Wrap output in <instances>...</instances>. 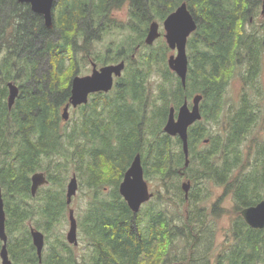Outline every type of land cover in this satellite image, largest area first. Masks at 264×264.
<instances>
[{
	"label": "trees",
	"instance_id": "1",
	"mask_svg": "<svg viewBox=\"0 0 264 264\" xmlns=\"http://www.w3.org/2000/svg\"><path fill=\"white\" fill-rule=\"evenodd\" d=\"M182 2L197 24L186 43L185 87L167 66L170 50L162 36L155 47L143 41L150 23L161 26ZM57 3L61 13L47 29L28 4L20 16L6 13L0 0V186L12 264H264V228L251 229L239 214L264 197V134L246 146L259 115L249 92L258 87L264 62L261 0ZM124 3L128 16L120 20L111 11L120 13ZM112 30L126 35L108 38ZM95 43L103 47L97 50ZM120 61L125 68L113 88L89 95L64 121L72 77L83 75L88 63ZM236 76L243 91L225 111L226 89ZM10 82L20 89L9 109ZM197 94L201 119L187 130L185 166L180 139L163 126L170 108L176 115ZM137 153L144 179L157 181L167 197L153 193L134 214L118 185ZM70 172L88 192L87 206L74 217L87 243L82 252L57 231L69 206ZM35 173L47 183L32 196ZM181 179L190 183L186 198ZM211 182L231 196L235 210L215 252L216 205L210 214L201 205L203 183ZM30 228L44 236L40 260Z\"/></svg>",
	"mask_w": 264,
	"mask_h": 264
},
{
	"label": "water",
	"instance_id": "2",
	"mask_svg": "<svg viewBox=\"0 0 264 264\" xmlns=\"http://www.w3.org/2000/svg\"><path fill=\"white\" fill-rule=\"evenodd\" d=\"M30 6V10L41 16L43 25L47 29L53 26L52 7L55 0H19ZM261 16L264 17V0H261ZM158 23L152 21L148 27V32L144 40L146 45H152L156 39L163 37L167 48L174 52L167 58V66L180 80L185 87V79L188 69V57L186 54V43L188 37L195 32L197 28L196 21L187 8L185 2H182L174 11L169 13L162 23L163 35L158 31ZM90 75L74 76L70 82V96L68 103L62 109V119L68 118L69 107H77L86 104L88 97L94 93H107L113 85L114 79L119 78L125 68V62L120 61L116 64L104 65L96 69L92 64ZM8 97L7 104L10 109L19 93L18 87L13 83L7 84ZM202 96L197 94L192 97L191 107L185 100L178 108L176 115L174 108H170L166 122L163 126V132L171 137H178L182 144V151L185 159V166L188 165V144L187 130L195 122L201 119L200 102ZM31 195L34 196L37 189L45 185L47 180L43 173H35L31 177ZM181 188L187 197L190 183L183 182ZM77 191V179L72 176L66 187V203L70 204L72 197ZM118 192L126 202L129 209L136 214L141 206L153 197L146 180L144 179L143 167L140 154L133 157L129 167L123 174V178L118 185ZM245 223L253 229L264 228V197L255 205L247 206L239 212ZM69 227L66 233V242L70 245H78L77 222L73 212L69 211ZM32 244L36 254L41 258L44 245V236L41 232L30 228ZM0 264H12L7 252V235L5 231V212L3 208L2 190L0 186Z\"/></svg>",
	"mask_w": 264,
	"mask_h": 264
},
{
	"label": "rangeland",
	"instance_id": "3",
	"mask_svg": "<svg viewBox=\"0 0 264 264\" xmlns=\"http://www.w3.org/2000/svg\"><path fill=\"white\" fill-rule=\"evenodd\" d=\"M261 6V4H260ZM260 11V7H259ZM116 17L120 20H126L127 19V13L120 12L115 13ZM260 18V17H259ZM161 27V26H160ZM162 29V28H160ZM163 32V31H162ZM125 33L122 35L120 34V31L118 30H112L107 33L108 38H116L120 41ZM126 35V34H125ZM163 39V37H162ZM157 46L156 42L152 45V47ZM103 45L100 43H95V48L98 50L102 48ZM174 52L170 51L169 55ZM168 55V56H169ZM38 61V60H37ZM39 62V61H38ZM88 70H85L84 74L82 76L90 75L92 71V64H96L95 62L88 63ZM97 65V64H96ZM97 66H104V65H97ZM258 87L256 89H253L252 92H249L251 95L254 94V103L257 106L259 110V115L257 116V122L253 126L252 133L247 136L246 139V146L251 145L252 146V137L254 135L256 136H262L264 134V62L263 67L261 69L260 78L257 80ZM251 90V89H248ZM243 91V84L242 81L238 76L234 77L226 89L225 94V102H226V109L234 105L238 102L239 96ZM253 93V94H252ZM224 111V113H225ZM73 115V112L69 113V118ZM217 132H221L220 129ZM245 151V148L243 149ZM246 152V151H245ZM74 168V166L72 167ZM72 173L70 172L69 176L66 178V186L69 183ZM147 180V179H146ZM186 179H181V183L185 182ZM148 186L150 188V191L153 193L159 192V194L162 195V197H167V194L162 191V188L159 187L157 184V181L153 179L147 180ZM84 180H81V182L77 181V191L76 194L72 197V200L67 208V213L65 216V221H62V225L58 226L57 231L61 232L64 235V239L66 241V233L68 231L69 227V211H72L74 213V217H79L84 208L87 206L88 203V192L84 189ZM204 192L207 194V198L205 201L201 202L202 207H204L205 212L207 214H210L211 209L213 205H216L215 213L216 215L212 219V227L214 229V236H213V249L214 252L217 248H219L225 240V234L228 232L229 224L232 222V219L235 214V210H233L234 204L231 199L230 195L224 194V190L221 186H218L211 183H203ZM190 190V189H189ZM163 198V199H164ZM166 200V199H165ZM164 200V201H165ZM173 206V205H172ZM219 207V208H217ZM76 215V216H75ZM76 219V218H75ZM78 235V245L76 246V252H82L85 249V243H83L80 240V234ZM210 235V234H208ZM49 242H51V239H49ZM45 254V253H44ZM212 256V255H211ZM210 256V257H211ZM209 257V258H210ZM201 259H204L203 256ZM213 258H211L212 260ZM203 261V260H202ZM202 261H200L199 264H204Z\"/></svg>",
	"mask_w": 264,
	"mask_h": 264
},
{
	"label": "flooded vegetation",
	"instance_id": "4",
	"mask_svg": "<svg viewBox=\"0 0 264 264\" xmlns=\"http://www.w3.org/2000/svg\"><path fill=\"white\" fill-rule=\"evenodd\" d=\"M3 1V3H4V5H6L7 4V8H8V10H7V12L6 13H18V15H22V13H24V11H25V6H26V4L24 3V2H22V1H19V0H2ZM9 5V6H8ZM29 6V5H28ZM60 6L61 5H59V3H57V0H55V2L53 3V7H52V14H53V19H54V17L56 16V14L57 13H61V9H60ZM127 8H128V5L127 4H125L124 3V5H123V7H122V10H120L121 12H126V10H127ZM29 9H30V6H29ZM62 13H64V12H62ZM111 13H113L115 16H116V14L115 13H118V12H113V10L111 11ZM128 16V15H127ZM7 28H6V31L8 30V27H9V25H8V22H7ZM160 28H162V24H161V27H160V25H159V27H158V31H159V33L161 34V35H163V32H162V29H160ZM147 32H148V30H147ZM146 35H147V33H146ZM145 38H146V36H145ZM145 40V39H144ZM143 40V41H144ZM144 44H145V42H144ZM146 45V44H145ZM139 46V45H138ZM138 49V48H137ZM106 65H111V64H106ZM95 66H96V69L97 68H99L100 66H97L96 64H95ZM77 76V75H76ZM78 76H82V75H78ZM115 82V81H114ZM13 84H15V83H13ZM16 85V84H15ZM17 86V85H16ZM18 87V86H17ZM20 88L18 87V90H19ZM69 92H70V89H69ZM103 93V92H102ZM192 100V99H191ZM191 100H190V105H188L189 107H191ZM68 103V102H67ZM80 106V105H79ZM78 107V106H77ZM77 107H75V108H77ZM75 108H73V107H69V113H70V111H71V109H75ZM245 222V221H244ZM248 226V225H247ZM249 227V226H248ZM251 228V227H250ZM251 229H253V228H251ZM230 234V233H229ZM86 243V242H85ZM86 245H87V243H86ZM228 245V249H229V247L231 246V240H229V243L227 244ZM222 246V245H221ZM220 246V247H221ZM43 247H44V245H43ZM219 247V248H220ZM43 250V249H42Z\"/></svg>",
	"mask_w": 264,
	"mask_h": 264
},
{
	"label": "bare ground",
	"instance_id": "5",
	"mask_svg": "<svg viewBox=\"0 0 264 264\" xmlns=\"http://www.w3.org/2000/svg\"><path fill=\"white\" fill-rule=\"evenodd\" d=\"M32 175H33V174H32ZM32 175H31V176H32ZM1 190H2V189H1Z\"/></svg>",
	"mask_w": 264,
	"mask_h": 264
}]
</instances>
